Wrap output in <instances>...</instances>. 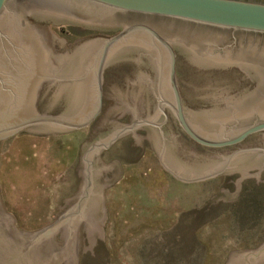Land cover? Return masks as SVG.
<instances>
[{
  "label": "water",
  "instance_id": "water-1",
  "mask_svg": "<svg viewBox=\"0 0 264 264\" xmlns=\"http://www.w3.org/2000/svg\"><path fill=\"white\" fill-rule=\"evenodd\" d=\"M49 24L118 33L76 41L66 49ZM190 26L264 36V1L0 0V141L26 128L25 133L46 135L91 126L103 109L105 69L128 61L138 68L125 91L107 87L114 100L102 124L108 131L81 146L78 191L58 207L50 225L32 232L17 229L0 196V264H77L82 223L93 255L96 239L104 242L105 190L122 176L119 162L105 165L99 155L129 133L138 147L147 140L163 169L184 183L240 173L236 192L221 189L210 203L236 201L244 179L264 183V61L259 71L246 60L254 54L261 58L264 49L251 43L244 51H219L220 39L192 33ZM177 55L206 71L247 68L261 87L250 92L249 101L215 95L212 107L193 110L182 100ZM55 81L62 83L54 89ZM45 82L53 87L40 91ZM124 115H131L128 125L117 122ZM168 115L167 134H175L176 119L194 142L184 138L181 155L172 141L148 127L163 133L157 121L164 116L165 123ZM136 130L146 131V137ZM253 170L259 171L247 173ZM226 264H264V243L231 252Z\"/></svg>",
  "mask_w": 264,
  "mask_h": 264
},
{
  "label": "rangeland",
  "instance_id": "rangeland-1",
  "mask_svg": "<svg viewBox=\"0 0 264 264\" xmlns=\"http://www.w3.org/2000/svg\"><path fill=\"white\" fill-rule=\"evenodd\" d=\"M48 28L66 49L76 41L118 33L72 25ZM136 71L131 61L105 69L102 114L91 126L46 135L25 133L26 128L0 141V196L17 229L32 232L50 225L58 207L77 193L81 146L108 131L102 124L114 100L107 87L125 91ZM221 72L193 67L177 55L178 85L188 108L212 107V97L224 95L220 83L237 81ZM130 118L117 122L128 125ZM135 134L146 137L144 130ZM131 136L118 138L99 155L105 165L119 162L122 176L105 190L104 242L96 239L93 255L80 225L77 264H226L231 252L256 250L264 243V183L244 179L236 201L210 203L221 189L235 193L240 173L184 183L163 169L147 140L138 147Z\"/></svg>",
  "mask_w": 264,
  "mask_h": 264
},
{
  "label": "flooded vegetation",
  "instance_id": "flooded-vegetation-1",
  "mask_svg": "<svg viewBox=\"0 0 264 264\" xmlns=\"http://www.w3.org/2000/svg\"><path fill=\"white\" fill-rule=\"evenodd\" d=\"M260 1H264V0H260ZM37 26L41 27L42 25L37 24ZM189 30H192L193 31L192 33H204V34H208V35H210L212 37L213 36L217 37L218 38L217 40L220 39L222 42L220 44L221 48L219 49V51H223V50H226V49H231L233 51H236V50L239 49L238 51H244L246 49V46L250 45L251 43H253V44L256 43L255 45H257L258 48L260 47L261 49H264V48H262V47H264V36H262V35H252V37H249L248 35H250V34L233 33L231 31L223 32V31H218V30H214V29L212 30V29H208V28H199V27H195V26H190ZM246 60L250 61V62L254 61L258 65V66H255L256 70L260 71V70L263 69L261 67L263 65L264 56H261V58H260L259 56H257V55L255 56V54H254V56H249ZM221 71H222L221 73H223V75H225V76L226 75H233V77H235L236 80H237L235 83H233V82L232 83L231 82L230 83L229 82L220 83V86H222L221 87L222 88L221 91L224 94V95H222L223 98H228L229 97L228 99H230V97H232V99H236L235 97L238 98L239 96H242L243 99L246 98L247 101H249L250 97H251L250 96L251 95L250 92L251 91H252V93L257 92V91H259V89L261 87V83L259 84L257 82V80L255 81L254 78L249 77L250 73H249V70L247 68H242V67H238V66H232L230 68H226V69H223ZM105 79H106V73H104V85H103L104 89H105V81H106ZM248 80L250 81V83H248ZM60 83H62V82H58V81L56 82L55 81L54 84H53L54 85V89ZM50 84H52V83L45 82L44 85L41 86L40 91L41 90L42 91L43 90L44 91L45 90L46 91L50 90L53 87ZM180 93H181V96H182V100H183V102L185 104V95H184V93L181 90H180ZM104 100H105V98L103 99V105H104ZM166 112H168V114H170L169 111L166 110ZM101 114L99 115V117L101 116ZM170 117H171V115H168V119H167V121L165 123H164V121H165V117L164 116H161V119H159L157 121V124H162L163 123V125L161 126V130L163 131V133H161V131H160V129L158 127H154V126H148V127L152 128V129H155L157 131V133H159L161 138L166 140V142H171L172 141V143L175 144L176 150H178V153L181 155L182 152L185 151V149L183 147L184 146V142H183L184 138L185 139H189V138L185 134V132L182 130V128L180 127V125L178 124L176 119H175V122H176L175 134L173 136H169L167 134V126L169 125ZM98 118L96 119V121L98 120ZM261 121H264V120H261ZM261 121H259V122H261ZM262 132H264V131H262ZM259 133H261V132H259ZM256 134H258V133H256ZM253 135H255V134H253ZM253 135H251V136H253ZM250 137H248L246 140H248ZM246 140H244L243 142H245ZM190 141H192V140H190ZM243 142H241L240 144H242ZM240 144L233 145V146H228V147H223V148H214V149H224V148H229V147H235V146H239ZM201 147H203V146H201ZM232 152L233 151H231L229 153L231 154Z\"/></svg>",
  "mask_w": 264,
  "mask_h": 264
}]
</instances>
